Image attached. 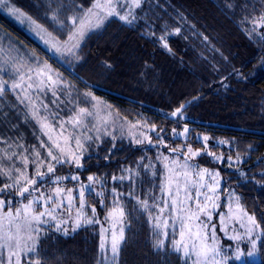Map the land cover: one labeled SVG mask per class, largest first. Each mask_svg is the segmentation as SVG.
<instances>
[{"label": "snow or ice", "instance_id": "6c2138e0", "mask_svg": "<svg viewBox=\"0 0 264 264\" xmlns=\"http://www.w3.org/2000/svg\"><path fill=\"white\" fill-rule=\"evenodd\" d=\"M145 5H148L147 11ZM225 6L240 9L244 13L241 23L252 26L245 29L247 34L251 37L255 33L264 41V33L258 31L264 29V8L249 11L248 4L234 0H225ZM37 7L45 8L52 25L66 30V39H58L49 27L10 0H0V8L6 10V15L27 25L28 31L49 50L71 55L79 63L83 57L77 50L89 33L103 28L112 18L135 27L136 21L148 19V12L163 5L159 0H90L88 6L80 0H44ZM180 34L179 27L169 31L166 24L159 36L153 31L142 33L155 37L170 55L175 53L168 37ZM7 52L8 59L0 64V145H4L0 147V264H5V252L7 264H47L40 246L46 239H53L50 233L68 236L93 224L102 225L99 245L102 259L98 258L97 264H120L121 252L128 242L125 230L132 220L129 207L137 218L141 214L146 216L151 250L158 258L166 260L169 253H174L181 264H245L247 258L255 257L264 249V222L246 210L239 195L221 188L219 170L195 162L206 155L214 163L226 160L231 168L240 162L239 153L235 157L217 155L209 144L213 138L206 134L197 135L195 141L189 140L179 147L173 146L165 138V129L155 123L127 119L121 123L112 116L113 106L92 90L73 96L75 85L46 60L41 62L35 51L24 54L12 45ZM13 52L17 55H12ZM8 95L16 103H9L7 107L14 109L17 116H23L20 123L39 128V132L33 130L36 144L24 143L19 134L8 135L9 131L18 133L19 129V124L9 119V113L4 110L3 101ZM185 110L186 105L182 103L168 114L177 125L171 129L174 138L190 136L186 123L179 128L180 122L187 119ZM107 139L112 145L103 157L106 162L114 157L117 140L127 139L132 147L146 145L156 149L154 159L164 172L158 171V164L145 150L134 164H121L115 170L110 177L111 186L107 176L95 173L83 180L93 152H98ZM198 143L200 147L195 146ZM161 148L172 155L160 152ZM96 159L99 160L98 155ZM64 167L76 171L60 174ZM237 171L246 181L264 188V172L248 178L245 172ZM157 176H161L158 186L154 179ZM143 184H149V188L141 195L138 190ZM221 192L228 196L226 212L219 211ZM92 193L97 200H92ZM126 197L135 203L129 205ZM98 208L104 210L103 221L98 218ZM231 223L238 224L243 231L230 229ZM218 232L232 244L222 246ZM241 244L246 247L242 249Z\"/></svg>", "mask_w": 264, "mask_h": 264}, {"label": "trees", "instance_id": "16d2710c", "mask_svg": "<svg viewBox=\"0 0 264 264\" xmlns=\"http://www.w3.org/2000/svg\"><path fill=\"white\" fill-rule=\"evenodd\" d=\"M10 2L49 27L58 39L67 37L66 30L52 25L45 8L37 7L44 0ZM80 2L85 6L90 4V0ZM234 2L248 4L249 11L264 8V0ZM159 3L163 7L148 12L149 21L141 19L131 27L112 18L101 30L89 33L78 50L83 57L79 63L73 61L66 68L53 58L49 61L79 90H92L103 97L122 119L148 121L163 127L167 142L173 146L179 147L189 140L195 141L197 135L206 134L213 138L209 144L217 155L235 157L239 153L240 162L231 168L226 160L214 163L206 155L195 162L219 170L223 189H233L244 207L255 213L258 221L264 222V188L246 181L237 171L245 172L248 178L264 172V41L255 33L251 37L247 34L245 29L251 26L241 23L244 13L240 9H228L225 0H159ZM165 24L169 31L176 27L181 29L180 35L168 37L175 55L163 49L155 37L142 35L153 31L159 36ZM0 28L9 37L36 47L34 51L45 59L42 49L1 14ZM258 31L264 33V29ZM106 64L112 67L107 68ZM3 103L8 108L9 103H15L14 97L8 95ZM182 103L186 105L187 119L180 122L179 128L186 123L190 136L174 138L171 129L177 125L168 114ZM149 134L155 136V133ZM218 140L228 143L221 145L216 143ZM116 143L118 147L111 161L103 159L106 149L112 145L110 139L98 152H93L83 180L95 173L107 176L111 186L110 177L121 164H134L145 150L153 161L157 155L156 149L146 145L132 147L127 139ZM159 151L172 155L164 148ZM70 171L76 170L64 167L60 174ZM154 179L158 186L161 176ZM66 183L71 186L70 182ZM148 188L149 184H143L138 193L142 195ZM155 194L158 195V191ZM91 197L98 199L95 193ZM129 212L132 220L126 229L128 242L121 252L120 264H181L174 253H169L166 260L158 258L151 250L146 216L141 214L137 218L131 213V207ZM98 214L103 217L104 210L98 208ZM49 235L53 239H46L40 246L47 264H97V259H102L99 228L95 224L81 227L68 236ZM258 253L260 260L248 264H264V249Z\"/></svg>", "mask_w": 264, "mask_h": 264}, {"label": "rangeland", "instance_id": "374dc122", "mask_svg": "<svg viewBox=\"0 0 264 264\" xmlns=\"http://www.w3.org/2000/svg\"><path fill=\"white\" fill-rule=\"evenodd\" d=\"M144 8H145V11H147L148 5H145ZM139 11L140 10H138V12ZM0 14L3 15L5 18H7L16 28L21 30L22 33H24L26 36H28V38H30V40H32V42L37 44L46 55H49V57L44 55L46 61L53 67V69H55V70L59 71L60 73H62V76H63V78L65 80L69 81L71 84H74L73 82H71L69 77L60 70L59 67L57 68L56 66L52 65L51 62L49 61V58H53V59H55L58 62V64H60L62 66H65L67 68V67H70V63L71 62L75 61V59L71 55H68V56L59 55L55 51L49 50V48L47 46H45L44 43L41 40H39L38 37H36L34 34H32V33H30L28 31L27 25H21V24L17 23L14 19H11L9 16H7L5 9L0 8ZM140 14L144 15V13H142V12ZM146 20L149 21V18L146 19ZM101 29H99V30H101ZM12 45H15V47L19 48L21 50V52L24 53V54H29L32 51H34V49H33L34 46L31 47V46L25 45L24 41L21 42V41H19L17 39L9 37V34L4 29L0 28V48L4 49V51H0V64H2L6 59H8V55L9 54L7 52V48L9 46H12ZM34 48H36V47H34ZM12 55H17V53L13 52ZM29 59L32 60L31 57H29ZM45 59L40 57V61L41 62L45 61ZM50 60H52V59H50ZM32 62L35 63L34 60H32ZM74 85H75V89L73 90V96H76L78 93H82L83 92L82 90H79V88H77L78 86L76 84H74ZM84 91H86V90H84ZM96 96H98V95H96ZM98 97H100L101 99L104 100L103 97H101V96H98ZM80 99L83 100L84 98L81 96ZM4 110L9 113V119H11L14 123L19 124L18 133L9 131L8 135L12 136V137H16L19 134V135L23 136V142L24 143H26L28 145L36 144L37 140H36L35 136L33 135V130L35 129L36 132H39V128L36 127L34 124L20 123V121L23 119V116H17L14 109L8 107V108H4ZM112 116L114 118H116L117 120H119L121 123H123L124 120H125V119H122L119 115H117L113 110H112ZM0 127H2V126H0ZM4 130H7V129L5 128ZM182 138H185V137H182ZM0 147H4V145H0ZM153 162L158 164V171L160 170V173L162 174L164 172V169L162 168V166H160L159 163L156 162L155 160ZM30 171H31V169H30ZM66 182L67 181H65V183ZM221 188L223 189L222 184H221ZM229 190L233 191V189H229ZM219 203L221 205V208L219 209V211L226 212L227 211V204L229 203L227 193L221 192ZM249 213H251V212H249ZM98 218L101 221L104 220V216L100 217L99 214H98ZM213 218H214V221H216L218 219L216 212L213 213ZM95 225H97L98 228H99V237H100V228H101L102 225H100V224H95ZM103 226L107 227V224H104ZM229 228L230 229L231 228H235L238 231H243L242 229L239 228V225L236 224V223H231L229 225ZM218 235L221 237V245L222 246H227V245H231L232 244V241H230L227 238H225L223 233H219L218 232ZM245 247H246V245L241 244V248L242 249H244ZM29 255H31V254H29ZM105 255H110V253H105ZM4 260H5V264H7V252L4 253ZM259 260H260V256H259V253H257V255L255 257L247 258L246 261H245V264L252 263V262H257Z\"/></svg>", "mask_w": 264, "mask_h": 264}]
</instances>
